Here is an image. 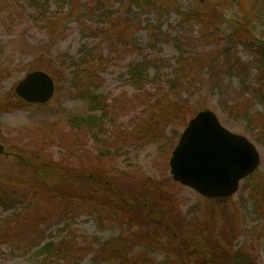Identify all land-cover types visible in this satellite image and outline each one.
Wrapping results in <instances>:
<instances>
[{
    "label": "rangeland",
    "instance_id": "374dc122",
    "mask_svg": "<svg viewBox=\"0 0 264 264\" xmlns=\"http://www.w3.org/2000/svg\"><path fill=\"white\" fill-rule=\"evenodd\" d=\"M37 1L46 5L44 11L31 7L30 0H0V189L24 196L17 210L0 205V235L14 236L0 239V264H39L43 243L32 246L38 229L35 222L24 225L25 218L41 222L47 241L63 236L78 242L105 241L126 231L124 223H98L97 215L75 200L80 194L113 199L118 207L128 201L123 203L127 217L137 220L128 233L146 243L145 252L154 264H193L188 251L211 255L240 248L264 264L261 128L250 132L246 120L226 109L205 70L190 88L169 89L179 48L210 57L228 47L232 56L248 63L249 92L255 94L260 71L252 51L240 41H264V0ZM212 20L216 26L209 24ZM84 44L94 50V60L90 78L82 85L103 95L110 105L103 126L91 132L84 124L77 128L71 123L75 117L102 116V110L92 111L72 87L71 61L81 56ZM143 56L156 60L160 75L138 87L130 83L128 71ZM221 68L231 105V98L246 88ZM37 70L55 83L46 104L26 103L15 93L18 83ZM147 72L149 79L158 75L155 67ZM162 94L185 99L190 112L184 120H161V131L160 116L151 114L149 103ZM253 98L252 114L264 112ZM203 110L214 112L229 131L247 137L261 157L258 169L230 198H205L171 174L173 150L190 119ZM67 192L74 195L72 203L63 199ZM151 214L165 228L158 229ZM148 241L153 244L148 246ZM80 264L106 263H95L89 254Z\"/></svg>",
    "mask_w": 264,
    "mask_h": 264
},
{
    "label": "trees",
    "instance_id": "16d2710c",
    "mask_svg": "<svg viewBox=\"0 0 264 264\" xmlns=\"http://www.w3.org/2000/svg\"><path fill=\"white\" fill-rule=\"evenodd\" d=\"M30 1V5L34 9H40L42 11L45 10L46 5L44 6L39 4L37 0ZM219 17L224 20L223 15H220ZM209 24L216 26L215 21L213 20L209 21ZM153 37L155 39V35L152 36V40ZM155 40L156 41L154 42L159 41L158 39ZM241 43L252 51V54L255 57L254 61L256 71H260L258 75L259 87L256 88L255 94L254 92H249V86H251V83L249 84L250 69L248 67V63L232 56V54H230V48L228 47L224 48L221 54L215 53L210 57L207 55L198 56L195 53L188 54L179 48L180 57L177 60V66L174 73L171 74L169 79V89L172 92L176 91L178 87L187 86L190 88L193 84H195L199 73L205 70L207 72V80L211 78L210 81L212 83V89L214 90L213 92L218 93L220 98L223 100L226 109L231 114L235 113L239 118L246 120L248 124L247 128L250 132L254 133L253 127L255 131L257 130L256 128H261V134L264 135V112H258L253 115L249 107L252 103V101L249 102V98L254 97L253 99H257L264 108V41L253 40V42H250L248 40H243L240 41V44ZM93 52L94 50L92 48L88 47L87 44H84L81 48V56L76 60L71 61V66L73 67L72 87L77 91L80 98L86 99L89 102L90 109L92 111L102 110L101 117L92 115L87 118L75 117L71 119V123L74 126L79 128L84 124L90 132L103 126V117L107 116L108 108L110 106L103 95L95 94V92L90 90L87 85H82L83 79L88 80L90 78L89 73L94 60V57H92ZM156 64L158 63H156L154 58L143 56L142 60L138 61L134 65H131L128 71V79L130 80V83L139 87L147 81L158 78L160 75L158 73L160 69ZM222 65L225 67V70H228L229 72L228 75H226L228 78L234 76L238 77L240 86L243 89L246 88L242 90L243 92H241V94H239L236 98H231V100H235L231 105H228L227 102V97L230 92L224 84V76H221L223 73L221 68ZM150 67L157 68L158 75H155L153 79L148 78L147 71ZM216 69H218L219 72H216ZM209 73L211 75H209ZM253 86L254 85H252V87ZM247 94L249 95L248 98H246ZM170 95L172 94H162L159 98L156 97L153 102L150 100L149 110H151V114L154 115L153 111H156L159 114L157 115L160 116L158 127L161 120L169 122V120L174 117H178L180 119L182 118L181 120H184L183 117L190 112L185 99L173 100ZM159 130L162 131V128ZM94 136L97 138L96 134ZM259 137L261 139L264 138L261 135ZM259 137L257 136L258 141L260 139ZM62 194L65 201L72 203L73 194L68 192ZM75 200H81L84 206H88L87 208L91 210V214L95 213L97 215L96 219L98 218V223L102 222V219H107L112 223L115 222L117 224L124 223V225L127 226L126 231H121L117 237H112L105 241L94 239L92 241L85 240L78 242V239L73 238L72 236H63L57 241H47V236L44 235V232L40 228L41 222L39 220L32 221L31 218H25L23 223L24 225H32V223L35 222L34 226L38 229L35 231V239H33L32 246L43 243L38 249L39 264H80L81 261L89 254L95 263L154 264L151 259V255L148 252H145L146 243L142 241L140 237L128 233L137 222V220L135 221L133 217H127L128 214L126 212V208L128 207L123 203H127L128 201H123L122 206L118 207L117 204L113 203V199H108L106 197H104V199L93 197L91 194H80L78 195V198H75ZM23 201V195H16L7 191L1 192L0 189V205H2L6 210H17L18 207L23 206ZM102 213L105 216H102ZM151 216L153 221L156 222V225H158V229L164 227L158 217H156V214H151ZM17 217L14 219L16 221L15 223H18ZM142 222L149 227L151 226V224L147 223V220L143 219ZM13 237L8 232H4L3 235H0V239L4 241ZM45 240L47 242H45ZM34 241L36 242L34 243ZM147 244L149 246L152 245L153 242L148 241ZM183 244L185 249H188V246L184 241ZM139 248H141L140 251H138ZM191 256L193 258V264H259L254 256L244 248H240L239 250L233 252L224 251L222 253H213L211 255H203L199 251H188V257L191 258ZM167 261L168 260H164L161 264H169ZM173 264L187 263L182 261L180 263L176 262Z\"/></svg>",
    "mask_w": 264,
    "mask_h": 264
},
{
    "label": "water",
    "instance_id": "95a60500",
    "mask_svg": "<svg viewBox=\"0 0 264 264\" xmlns=\"http://www.w3.org/2000/svg\"><path fill=\"white\" fill-rule=\"evenodd\" d=\"M54 92L53 78L40 70L28 73L15 88L17 96L30 104H46ZM260 162L254 143L225 128L211 110H203L188 122L169 165L174 181L205 198L226 199L237 193Z\"/></svg>",
    "mask_w": 264,
    "mask_h": 264
}]
</instances>
